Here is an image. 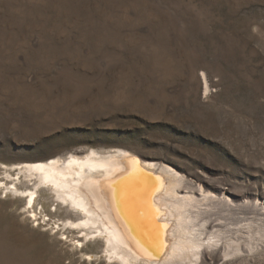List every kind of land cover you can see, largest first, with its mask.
Returning a JSON list of instances; mask_svg holds the SVG:
<instances>
[{"label":"rangeland","instance_id":"obj_1","mask_svg":"<svg viewBox=\"0 0 264 264\" xmlns=\"http://www.w3.org/2000/svg\"><path fill=\"white\" fill-rule=\"evenodd\" d=\"M118 149L264 207V0H0V172ZM42 191L0 195V264H108Z\"/></svg>","mask_w":264,"mask_h":264},{"label":"bare ground","instance_id":"obj_2","mask_svg":"<svg viewBox=\"0 0 264 264\" xmlns=\"http://www.w3.org/2000/svg\"><path fill=\"white\" fill-rule=\"evenodd\" d=\"M3 170L0 195L24 202L25 221L39 224L36 205L47 189L78 216L52 230L77 232L69 240L75 248L102 241L108 264H216L252 253L264 238V207L125 150L72 153ZM83 257L89 263L97 258Z\"/></svg>","mask_w":264,"mask_h":264}]
</instances>
